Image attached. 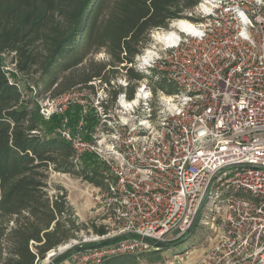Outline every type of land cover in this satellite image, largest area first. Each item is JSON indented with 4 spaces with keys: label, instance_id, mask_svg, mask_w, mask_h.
Listing matches in <instances>:
<instances>
[{
    "label": "built area",
    "instance_id": "built-area-1",
    "mask_svg": "<svg viewBox=\"0 0 264 264\" xmlns=\"http://www.w3.org/2000/svg\"><path fill=\"white\" fill-rule=\"evenodd\" d=\"M194 8L175 43L136 57L147 78L132 99L120 93L109 105L108 93L74 88L38 101L43 118L64 117L58 133L75 162L88 154L103 164L107 187H95L92 199L109 228L72 238L37 264H101L157 250L146 240L187 237L197 209V225L213 238L191 264H264V0H203ZM13 56L2 54L10 82ZM157 80L175 91L153 95ZM73 106L79 116L70 130ZM88 116L95 124L84 132Z\"/></svg>",
    "mask_w": 264,
    "mask_h": 264
},
{
    "label": "trees",
    "instance_id": "trees-1",
    "mask_svg": "<svg viewBox=\"0 0 264 264\" xmlns=\"http://www.w3.org/2000/svg\"><path fill=\"white\" fill-rule=\"evenodd\" d=\"M199 2L0 0V264H37L88 226L93 233L104 232L92 221L79 222L63 188L48 193L50 172L71 174L96 188H106L107 182L103 164L93 155L74 161L70 144L58 133L64 117L45 120L39 99L56 98L74 88L95 93L94 81L108 91L113 88L110 79L118 75L125 76L128 85L111 90V102L120 93L132 99L136 82L147 77L132 65L149 32L166 29ZM100 51L105 61L90 58ZM4 53H14L11 82L2 69ZM80 67L82 74L76 76ZM30 74L43 83L42 93L24 80ZM152 87L153 93L175 91L161 80ZM77 114V106L66 113L72 119ZM94 124L90 116L86 128ZM160 251L126 254L103 264H154L162 259Z\"/></svg>",
    "mask_w": 264,
    "mask_h": 264
},
{
    "label": "rangeland",
    "instance_id": "rangeland-1",
    "mask_svg": "<svg viewBox=\"0 0 264 264\" xmlns=\"http://www.w3.org/2000/svg\"><path fill=\"white\" fill-rule=\"evenodd\" d=\"M202 1L200 0L199 3H202ZM193 9L195 10V8H193ZM193 11L190 10V12H187L185 14L184 18H182V19L171 21L170 23H168L166 29L151 30L148 34L147 44L144 47V49H142L141 53L139 54V58L141 56H143V54H145V51L147 49L150 51H154V49H151V47H155V49L159 50V47L162 46V43H160V42L169 43L175 39V37H174L173 40L171 39L169 41H161L160 40L161 37L167 36L168 34H170L172 32H175V34H176L177 31H186L187 29H183V28L177 30L176 27L179 24H185L186 28H188V25L186 23H179V22L180 21H186L189 23L190 22L189 18L191 16L190 13L194 14V13H192ZM180 33L181 32H179V34ZM144 56H146V55H144ZM105 57H106L105 53L103 51H100L97 54H93L90 58L93 59L95 62H103L106 60ZM140 64H142L141 60H140ZM138 66H139V63L134 62V64L132 65V68L136 72L145 75L143 69L139 68ZM81 68L82 67L77 69V72L75 73L76 76H81V74H82ZM119 72H120L119 74L124 73L122 70H119ZM36 78H37V76L33 75V74H30L27 77L24 76V80H27V82H28L27 84L34 85L37 88V90L40 93H42L43 88H44L43 83L41 81L35 80ZM126 81L128 82V80H126L125 76H119L118 75L115 78H111L110 79V85L113 88L109 87L110 91L109 90L108 91L103 90L102 88H105V86L103 85L102 87H100L99 82L94 81V90H99L98 92L103 91L104 93H109V92H111V90L116 89L117 87H121V86L123 87V85H126ZM152 86H153V84H152ZM84 90L85 91H82V90L81 91L84 93H87L88 90L87 89H84ZM158 91L159 90H156L155 93H153V95H156V93ZM25 95H28L27 91L25 92ZM108 96L110 98L109 99V105H111L112 99H111L110 95H108ZM39 101L40 102L43 101V98H40ZM41 103H42V105L44 104V102H41ZM114 104H115V101H114ZM78 116L79 115L77 114L76 117L74 119H72V118H70V115H66V117H67L66 123H67V126L70 128V130H73V126H74ZM89 117L90 116L87 117V120L85 122L84 129H83L84 132H87V130H88V128H86V123H87ZM91 117H93V116H91ZM49 119H45V120H49ZM47 185H48L47 190H48L49 194L55 193L56 187L63 188L67 192V200L70 203V205L72 206V208L74 209L75 215L78 218L79 222L89 224V222L92 221V224L97 228H99V227L106 228V229L109 228V226H107V224L109 222L105 218H102L99 215V214H102L101 211H99V210L97 211L93 207L94 202L92 199V196H93L92 193L96 190V188L94 186L90 185L87 182L82 181L81 179H79V178H77L71 174H60V173H54V172L49 173ZM194 228L195 229L192 231L190 236H187L185 238L178 240L177 242L172 243L171 246L168 248L157 249V250H161L160 255H161L162 259L159 262L154 263V264H180V263L191 264L194 260H196L202 254V252L208 248V246L211 242V239L213 238V233L210 230L202 227L201 225H197L196 227L194 226ZM92 233H93L92 228L90 226H88V229L81 230L79 233H77L76 237L89 238ZM116 237H113V238H116ZM105 241H108V240H105ZM105 241L99 242L97 244L94 243V244H91L88 246L101 247L100 244H102ZM155 250L156 249H153V248L149 249L148 248L146 251H144L142 253L152 252ZM121 256H123V255H121ZM103 263H101V264H103Z\"/></svg>",
    "mask_w": 264,
    "mask_h": 264
},
{
    "label": "water",
    "instance_id": "water-1",
    "mask_svg": "<svg viewBox=\"0 0 264 264\" xmlns=\"http://www.w3.org/2000/svg\"><path fill=\"white\" fill-rule=\"evenodd\" d=\"M207 190H208V186L206 187V189L204 191V196L207 193ZM197 215H198V209L196 210L195 215L192 218V221H191L187 236H190L192 231H193V229H194V226H195V223H196V219H197ZM120 238L121 237H116V238L110 239V240L105 241L102 244H100V246H104V245L110 244L112 242H115V241L119 240ZM146 243L150 244L153 247H156L157 249L168 248V247L171 246V244H169V243L151 242L149 240H146ZM82 249H83V247H77L74 250L78 251V250H82ZM70 252H71V250H68V251L64 252L63 254H61L59 257H57L54 260V263H58V262L62 261Z\"/></svg>",
    "mask_w": 264,
    "mask_h": 264
},
{
    "label": "bare ground",
    "instance_id": "bare-ground-1",
    "mask_svg": "<svg viewBox=\"0 0 264 264\" xmlns=\"http://www.w3.org/2000/svg\"><path fill=\"white\" fill-rule=\"evenodd\" d=\"M179 23H186V24L188 25V28H186V25H185V24H179V25H177V27H176L177 30H179V29H181V28H183V29H187V30H186V31H177L176 34H175V32H172V33L168 34L167 36L161 37V38H160L161 41H169V40H171V39L173 40L174 37H175V39H174L172 42H169V43H163V42H160V43H162V44H171V43H175V42L179 39V32H187V31L190 29V25H189V23H187V22H185V21H181V22H179ZM149 56H150V55H146V56L143 58L145 62L147 61V59H148Z\"/></svg>",
    "mask_w": 264,
    "mask_h": 264
}]
</instances>
